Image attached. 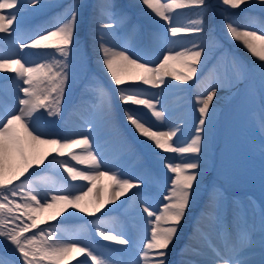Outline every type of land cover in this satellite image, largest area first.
Listing matches in <instances>:
<instances>
[{
	"label": "snow or ice",
	"instance_id": "6c2138e0",
	"mask_svg": "<svg viewBox=\"0 0 264 264\" xmlns=\"http://www.w3.org/2000/svg\"><path fill=\"white\" fill-rule=\"evenodd\" d=\"M140 3L164 30L156 39L166 47H162L156 59L149 60L140 54L137 26L112 0H100L95 6L92 36L97 59L110 78L111 90L124 106L126 121L139 136L151 142L149 146L165 171V193L155 208L143 191L147 187L145 179L125 173L119 163L110 161L100 151L92 138L98 124L111 119V90L96 81L89 83L94 102L90 105L92 118L85 121V133L46 132L39 126L45 114L52 119L62 115L78 48L77 21L82 5L73 3L51 28L25 38L20 31L21 9L25 5L21 0H0V74H4L0 75V81L7 82L5 91L10 96V101H0V264H70L78 256L84 257L78 264L89 261L108 264L102 254L81 239H65L51 222L65 213L73 215L69 212L72 209L94 217L96 234L104 241L128 246L129 239L108 228L110 213L126 203L122 197L134 202L135 213L144 225L145 236L132 264H167V250L198 191L202 169L207 167L216 115L213 101L220 86L210 84L202 95H197L198 116L193 134L187 140L182 139L185 125L168 124L162 97L166 89L180 88L193 81L211 53V36L205 32L203 16L190 17L186 22L181 19L183 10L204 8L206 0H140ZM220 3L228 10L245 11L255 6L264 12V0H220ZM39 4L40 0H28L29 7ZM224 21L228 37L255 58L264 96V24L259 28L237 24L230 11ZM117 38L121 40L119 45L112 43ZM31 56L39 59L27 58ZM146 87L159 91L148 94ZM138 106L149 110L155 121L149 124L144 120ZM157 122L161 127H157ZM259 128L264 133V107ZM261 155L264 157V143ZM41 166L63 169L73 183L65 178L42 192L38 179V172L43 171ZM104 180L109 183L105 185ZM212 199L219 206L221 195L213 194ZM209 220L215 223L219 217L209 214ZM201 236L211 252L207 264H254L248 256L257 243L264 255V207L258 235L254 226L250 228L244 222L234 231L219 232V245L207 233L201 232Z\"/></svg>",
	"mask_w": 264,
	"mask_h": 264
},
{
	"label": "bare ground",
	"instance_id": "6f19581e",
	"mask_svg": "<svg viewBox=\"0 0 264 264\" xmlns=\"http://www.w3.org/2000/svg\"><path fill=\"white\" fill-rule=\"evenodd\" d=\"M206 0V7L201 9H191V10H183L181 13L182 17L188 16V18H195L197 15H202L205 21V32L210 33L211 41H212V50L208 58L204 61V63L199 67V70L197 72L196 78L193 81L188 82V84L181 85L180 88H172V89H166L164 92V95L162 97V105L163 108L166 110V114L168 117V124L171 125L176 122H183L184 123V135L182 139L187 140L192 134L195 126V119L193 117V113H196V116H198V112L196 111V97L197 95H202L205 89L208 88L210 84H219V90L217 92L216 97L214 98L213 105L215 108V119L216 118H222L224 115V110L227 104L230 102L231 96L235 89L238 88V85H235L236 77H235V71L233 69V66L231 64V61L228 59V50L225 52H221V45L222 43H218L215 40V34H217V30L220 31L222 41L226 42L229 45V50H235L239 51L242 56L248 61L249 63V74L253 75L254 77H258L256 73V69L258 65L255 63V58L251 56V54L238 42H235L231 40L225 30L224 27V16L227 11L231 12V19L236 22L237 24L245 25V24H251L252 26L259 28L262 24H264V12H261L258 7L252 6L247 8L245 11H241L240 9L235 10H228L226 6H223L220 3V0H214V12L215 14L212 16L210 13V7L209 4H207ZM21 2L25 5L26 10L22 12L23 14V21L20 25V31L22 36L25 38L31 34L37 29L36 22L40 17H42L46 12L48 11H54L55 10H62V14L66 11V9L72 5L73 3L79 2L82 7L80 9L81 15L77 21V41H84V48L85 52L89 55V59L91 61L96 60V73L101 76V79L99 81L100 84H102L106 89L111 90L112 84L110 81L109 76L107 75L105 69L102 68L99 60L97 59V51L96 46L93 42V36L92 32L95 28V22H94V16L96 13L95 6L100 3V0H40V4L34 8L29 7L28 3L24 2V0H21ZM113 3L116 4L118 10H122L127 13V8H130L132 10V13H138L140 14L139 17H135L134 14L129 15L131 17L132 22L137 26L138 29V42L140 45V54L143 55L146 59L154 60L156 57L160 54L162 47H166V45L163 44L161 40L156 39L157 35H163L164 30L159 26L158 23L154 22L152 18L146 13L145 7L141 5L140 0H112ZM242 8H245V6H241ZM62 8V9H61ZM220 9V10H216ZM128 14V13H127ZM257 15V17H255ZM187 18V19H188ZM158 19V18H157ZM182 19V18H181ZM162 23V22H161ZM38 30V29H37ZM219 35H217L218 38ZM207 38V37H205ZM135 42V39H134ZM112 43L119 45L121 43V40L119 38L114 39ZM11 47V46H9ZM27 52V50H25ZM32 60H37L39 57L37 56H31L27 57ZM90 65L89 61L87 63V66ZM86 69V68H85ZM4 75V74H0ZM7 75H13V74H7ZM82 78V82H78L73 87H69L66 91L67 95L65 98L70 99V109L68 113L59 120L58 124L53 123L46 116V114L41 118L39 122V126L43 131L46 132H59V133H85L87 131V125L85 123L86 120H89L92 118V110L88 111V108L90 107L91 103L94 102V97L91 95L88 85L93 80L88 79L87 72L84 71ZM7 82L0 81V93L4 95V98H0V101L8 100L10 101V96L7 95L5 91V84ZM173 83H178L173 81ZM148 94H153L159 91V89H152L150 87H146ZM109 95L111 97L112 101V116L109 121L101 122L98 124L97 129L95 132L92 133V138L99 143L100 140H103L99 145L100 151L111 161V159L115 156L114 154L117 153V147L114 142H106L105 138L110 137L111 135H114L113 130H117L119 127H116V119H123L124 113L123 110L119 107V100L118 95L114 90H111L109 92ZM116 98V99H115ZM168 98V102L166 100ZM117 101V102H116ZM142 109V112L147 117V121L149 124L153 123L155 121V117L151 116V112L147 109H144L143 106H138ZM91 108V107H90ZM158 110L160 108V105L157 106ZM129 124V123H128ZM130 125V124H129ZM131 127V130L136 138H141V142L144 143L145 149L144 151L149 150L153 153L152 148L149 146L151 142L146 141V139L142 136H139L136 132L134 127ZM157 127H161V125L157 122ZM58 129V131H56ZM168 155V154H165ZM66 159H70L68 157H65ZM153 162V157L150 153H144L141 160L137 163L140 164L142 161H151ZM47 163V161L45 162ZM73 165H75V161L71 162ZM155 164V163H153ZM77 167H81L79 165H76ZM211 169V163L207 161V167L202 169V175L199 178V188L197 193L195 194L192 203L190 204V207L187 211V214L182 222V225H190L191 227L198 225L196 221L192 219V216L196 209H204L208 212V218H203L199 216L198 222L204 224L203 226L207 224H211L209 220V214H213L219 217L221 220V214L227 211L226 204L222 206V204H219V210H213L209 211L210 205L215 206L217 205L212 197L213 194L209 188L206 189V180L209 176V171ZM50 170L54 172L58 178L64 180L67 178L68 183H73L70 178L67 177V173L63 172V169H60L57 171L55 168H51ZM146 169H141L136 173V177H140L143 179H146ZM163 172H165L162 168L159 169ZM135 172V171H133ZM134 174V173H133ZM156 181H161V185L165 183L166 177L163 176V173H159L156 169L152 168L151 175L149 177ZM103 183L107 185L109 181L104 180ZM48 187H51L50 183H40V190L43 192ZM144 190H146L144 188ZM133 191H136L135 189ZM129 196H131V193H129ZM122 200L126 201V203L119 208L116 209H122L124 206L129 207H135L133 201H129L128 197H122ZM227 198H224V200ZM120 202L117 201V204ZM152 204V202H151ZM153 206V204H152ZM113 207V206H109ZM246 207V205H245ZM115 209V210H116ZM69 212H73V215H68L65 213L61 217H59L56 221H65V220H79L80 218H86L87 216L80 213H75L74 210L69 209ZM137 217V218H136ZM135 224L136 226H133L134 229V241L137 246H140L141 240H142V232L144 231V225L140 221L139 217L135 216ZM244 222V219H243ZM242 222V223H243ZM138 225H142V229L138 227ZM200 225V224H199ZM214 225V224H213ZM253 224L251 223V226ZM203 226L200 225L199 228L203 229ZM215 226V225H214ZM42 227H45V225H42ZM196 227V226H195ZM212 227V226H211ZM109 228V227H108ZM199 228L196 229V231L192 230V233L194 237L192 236L191 242L198 241V231ZM233 231L236 229L235 226L232 227ZM110 229V228H109ZM111 229L115 230V233L117 232V228L115 225L111 226ZM215 229V228H214ZM181 230H184L182 226H180V229L177 233V237L174 240L173 244L170 245L169 249L167 250V264H191L188 262H185L181 260V262H176L174 260V256L177 253L178 246H175L177 243H180L181 240H185L183 238V235L180 233ZM207 232L210 233V239L214 240L217 236L215 235V231L213 229L207 230ZM91 238L90 241L92 243V246H97L99 249V254H102L108 264H120L114 257V250L110 249L109 246H112V248L115 249L118 247H122L123 245L116 244L113 241H104L101 237H99L96 234L95 231V224L91 223L87 226H83L82 233H80L77 237L78 239L84 240L83 238H88V234ZM214 233V234H213ZM257 235L259 232H255ZM60 234L65 238L66 235L63 232H60ZM129 235V232L127 233ZM95 239H100V243H95ZM129 239V237H127ZM181 238V239H180ZM195 240V241H193ZM119 249V248H118ZM255 249H259V244L257 243ZM254 249V250H255ZM120 250V249H119ZM185 251H189L192 249H186ZM124 255L123 259L128 264H132L133 261L137 259V253L136 250L133 248L127 247L126 249L120 250ZM119 252V251H118ZM84 258L82 256H78L76 259H73L70 264H74L78 259ZM192 260H194L193 264H207V262L210 260L211 257L204 256L200 253H196L191 256ZM257 260L258 257H254L250 260ZM170 262V263H168Z\"/></svg>",
	"mask_w": 264,
	"mask_h": 264
},
{
	"label": "rangeland",
	"instance_id": "374dc122",
	"mask_svg": "<svg viewBox=\"0 0 264 264\" xmlns=\"http://www.w3.org/2000/svg\"><path fill=\"white\" fill-rule=\"evenodd\" d=\"M25 2L28 3V0H25ZM207 4H209V6L212 5V7H210V13L213 16L215 14L213 9L215 6L214 0L207 1ZM215 9L220 10L217 8ZM126 10L128 15L134 14L135 17L140 16V14H138L137 12L132 13V10L130 8H127ZM21 11L23 12L24 8H22ZM63 15L64 14H62V10L54 9V11L46 12L36 22L38 30L36 29L31 35H34L44 29L51 28L63 17ZM255 17H257V15ZM181 18L186 22L188 16H181ZM261 21L264 20L262 19ZM216 32L217 34H215V40L218 43L223 42L220 48L221 52H225L227 50L229 51L227 56L231 61L236 77V81L233 86L238 85V88L234 90L230 102L225 107L224 115L222 116V118H216L214 122L213 138L209 144V161L211 163V169L206 180V189L210 188L213 190L212 194L214 193L221 195L220 204H222V206L224 205V198L228 197L230 199L232 205L230 206L229 211L225 212V215L223 212L220 216L222 217L224 215L225 217L228 214V217H230L229 214L233 213V217L231 218L229 223L220 224L221 220L219 219L218 222H210L211 224L203 226L204 224L198 222V217L201 216L203 218H208V212L205 210L200 211L199 209H196L192 216V219L196 221L198 225H195L196 227H191L190 225L185 226L184 224H181L184 230H181L180 233L183 235V238H185V242H180L175 245L181 246L177 249V255L174 257L175 261H178V259L183 260L186 255L189 256V254L184 251V248H187L192 244L191 239L192 236L194 237L192 230L196 231V229H198L200 225L203 226V229L199 228L198 238H202L201 232L210 234L209 232H207V230L209 229H213L215 233H219L220 229H223L222 231H228L230 230L229 226L237 227L238 224H242L243 211L240 204L242 202H246L252 209V213L245 216H248L249 221L253 224L251 227L254 226L255 232L256 229L257 232H259L260 212L261 208L264 207V157H262L261 155V144L264 143V133H262L259 128L261 109L262 107H264V96H262L260 91L259 78L249 74L248 61L244 58V56H242L239 51L235 50V48L233 50H229V45L226 42L222 41L220 31L217 30ZM217 35H219L218 38ZM88 61L90 65L87 66ZM95 62L96 60L91 61L89 59V55L85 52L84 41H78V48L76 49V54L73 57L72 74L69 80L68 88L73 87L78 82H82L81 76H83L82 74L84 71L87 72V77H89L90 80L99 81L101 79V76L95 71ZM66 95L67 93L65 94V97ZM166 101L168 102V98H166L165 102ZM70 103V99L64 98L61 117L57 119H46L52 120V122L57 123L69 111ZM119 107L123 110L124 106L119 104ZM90 110L92 109L90 108ZM193 114V117L196 121V113ZM142 118L147 121V117L144 112ZM117 120V126H121L124 128L118 129L116 133L118 135H123L124 130L127 132L128 137L124 134L123 138L125 142L129 141L131 143L133 151L130 152L127 148L122 147L120 148V152L113 158V161L119 163L123 171L131 176V172H133L134 170H139L142 167L141 164H139L138 166L136 164V160H139V156L144 155V153H150L154 159L153 162L151 159V161H148V163L152 164L151 168H154L158 172H160L159 169L161 167L159 165V158L150 150L149 152L147 150V152L144 151V143L140 141V137H135L130 125L126 121V118H117ZM110 138L113 139V136H111ZM114 143H116V138H114ZM41 168L43 169V166H41ZM162 173L166 177L165 172ZM38 179L40 183H50L51 186H53V184L55 185V182H59V184L63 182L54 172L50 170V167L47 169H43V171L41 172H38ZM147 187H151L152 191L148 190L147 192H144L147 193L151 198V202L153 204L152 207L155 208L162 201L166 185L160 186L159 184L155 183L153 179H150L149 183H147ZM255 201L258 205H256ZM226 208H228L227 204ZM212 209L219 210V206L215 205V207H213ZM237 210H239V212H237ZM128 211L130 213L135 212V207L126 206L124 210L118 209L112 211L108 218L110 221L108 226L115 224L119 229H122L123 226L125 227L124 217H127L125 214ZM239 215L240 217H236ZM234 216L236 218H234ZM128 218L131 217L129 216ZM91 219L95 220L94 217H86L80 218L79 220L74 219L65 221H52L51 223L59 229L61 227H68L70 233L67 232L66 235L69 233L70 237L75 232L77 235L82 233V227L86 226L88 223H94V221L90 222ZM66 237L68 238V236ZM143 237L144 236H142V238ZM200 241V243L196 242V245H199V248L200 246H206L205 239ZM133 242L135 243L134 239ZM133 242L131 240L132 244ZM85 243L89 246L87 239L85 240ZM95 243H98V241L96 240ZM89 247L97 253L100 252L97 246ZM254 251L255 250L251 251L248 259L258 257L257 260L254 259L252 261H254V264H261V261H264V255H262L261 252L258 253ZM80 260H84V258L78 259L74 264H78V261ZM89 264H91L90 261Z\"/></svg>",
	"mask_w": 264,
	"mask_h": 264
}]
</instances>
